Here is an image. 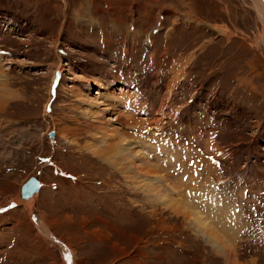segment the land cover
Wrapping results in <instances>:
<instances>
[{
  "label": "rangeland",
  "instance_id": "374dc122",
  "mask_svg": "<svg viewBox=\"0 0 264 264\" xmlns=\"http://www.w3.org/2000/svg\"><path fill=\"white\" fill-rule=\"evenodd\" d=\"M151 1L0 0V264H264V14Z\"/></svg>",
  "mask_w": 264,
  "mask_h": 264
},
{
  "label": "crops",
  "instance_id": "0c3cea01",
  "mask_svg": "<svg viewBox=\"0 0 264 264\" xmlns=\"http://www.w3.org/2000/svg\"><path fill=\"white\" fill-rule=\"evenodd\" d=\"M105 1H107V2H105ZM179 1H180V3L183 2L182 0H179ZM100 3H102V5L100 8L101 13L99 12L100 13L99 15H103V14L107 15L109 20H115V21L123 20V19H125V15H128V16H130L131 20H134V21L145 20L146 22H148V20H150V17H152V9H153V5H154L151 0H100ZM133 3L136 4L134 7H132V5H131ZM107 12H110L112 14V19L107 14ZM160 13L161 14H159V16L162 15L160 17V18H162L163 15H165V13H167V12H165V10H161ZM167 14L169 15V13H167ZM180 14H183V13L181 12ZM192 14H194V13L192 12ZM192 14H189L188 17L191 18L193 16ZM158 19H159V17H158ZM194 19L201 21L202 17L196 16L194 14ZM205 19H207V18H205ZM87 23L88 24H85V26H88L89 29L91 28L92 24H94V22H92V21H87ZM135 29L137 31H141V29L139 30V29H137V27H135V28L130 27V29H129L130 35L135 34L134 33ZM121 31H124L125 34L127 33L124 29H120V32ZM147 32L149 34H151L153 31L149 29ZM146 37L149 38L150 42H153V40L150 39L151 37H149V35H147Z\"/></svg>",
  "mask_w": 264,
  "mask_h": 264
},
{
  "label": "water",
  "instance_id": "95a60500",
  "mask_svg": "<svg viewBox=\"0 0 264 264\" xmlns=\"http://www.w3.org/2000/svg\"><path fill=\"white\" fill-rule=\"evenodd\" d=\"M264 4V0H261ZM57 80H58V73L55 72L54 73V78H53V82L54 85L57 84ZM49 137H53L54 136V131H50L49 132ZM40 179L35 176L32 175L30 176L22 185H21V189H20V197L22 199H26L28 198L31 194L38 192L40 189Z\"/></svg>",
  "mask_w": 264,
  "mask_h": 264
},
{
  "label": "bare ground",
  "instance_id": "6f19581e",
  "mask_svg": "<svg viewBox=\"0 0 264 264\" xmlns=\"http://www.w3.org/2000/svg\"><path fill=\"white\" fill-rule=\"evenodd\" d=\"M256 7L259 9V11H260V13H263L264 14V4H263V2L261 1V0H256ZM263 14H262V16H263ZM261 16V15H260ZM261 16V17H262ZM264 19V18H263ZM57 73H58V80H57V82L59 81L60 82V76L62 75V73L60 72V71H56ZM60 78V79H59ZM178 79H180V76H178V75H176V80L178 81ZM54 84V83H53ZM59 84V83H58ZM162 115V114H161ZM38 177V176H37ZM39 178V177H38ZM40 179V178H39ZM40 183H41V185H40V189H39V191L38 192H35V193H33V194H31L28 198H26V199H23V200H25L26 202H31V201H34V199L35 198H37V196H38V194L40 193V190H41V188H42V182H41V180H40ZM38 193V194H37ZM22 201V200H21ZM24 201V202H25Z\"/></svg>",
  "mask_w": 264,
  "mask_h": 264
},
{
  "label": "built area",
  "instance_id": "2783aa9c",
  "mask_svg": "<svg viewBox=\"0 0 264 264\" xmlns=\"http://www.w3.org/2000/svg\"><path fill=\"white\" fill-rule=\"evenodd\" d=\"M125 86V83L123 84ZM185 156V155H184ZM184 156L181 158V160H178L177 162L181 163V165H184L185 164V159H184ZM176 162V163H177Z\"/></svg>",
  "mask_w": 264,
  "mask_h": 264
},
{
  "label": "snow or ice",
  "instance_id": "6c2138e0",
  "mask_svg": "<svg viewBox=\"0 0 264 264\" xmlns=\"http://www.w3.org/2000/svg\"><path fill=\"white\" fill-rule=\"evenodd\" d=\"M187 179V178H186Z\"/></svg>",
  "mask_w": 264,
  "mask_h": 264
}]
</instances>
